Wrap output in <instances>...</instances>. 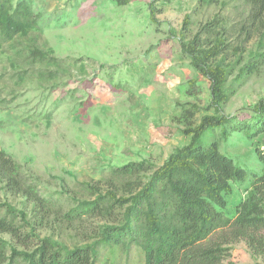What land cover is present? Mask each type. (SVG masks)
I'll return each mask as SVG.
<instances>
[{
	"label": "rangeland",
	"instance_id": "obj_1",
	"mask_svg": "<svg viewBox=\"0 0 264 264\" xmlns=\"http://www.w3.org/2000/svg\"><path fill=\"white\" fill-rule=\"evenodd\" d=\"M33 1L39 28L6 41L0 50V149L13 156L45 195L68 206L96 196L89 184L105 192L109 167L142 159L159 166L190 141L182 110L197 106L195 125L215 110L210 107V80L179 45L185 17L191 15L193 35L219 14L234 46L244 38L238 39V28L249 12L244 0H219L202 9L200 0ZM258 38L256 34L242 43L246 51L230 83ZM230 52L234 61L237 55ZM236 85L223 112L245 118L264 101V62ZM217 131L209 130L204 143ZM220 151L249 172L261 168L252 140L242 132L222 139ZM245 188L235 186L229 196L227 212L233 218L247 195ZM0 201L31 206L23 196L1 190ZM103 222L99 217L88 220L90 227ZM37 233L56 237L59 230L45 227ZM71 233L65 238L80 240ZM222 234L219 230L212 238L223 241ZM258 237L264 248V229ZM225 245L230 253L223 264H264V255H255L244 239ZM121 258L123 264H144L135 247Z\"/></svg>",
	"mask_w": 264,
	"mask_h": 264
},
{
	"label": "trees",
	"instance_id": "obj_2",
	"mask_svg": "<svg viewBox=\"0 0 264 264\" xmlns=\"http://www.w3.org/2000/svg\"><path fill=\"white\" fill-rule=\"evenodd\" d=\"M218 1L200 0V9ZM244 3L249 12L239 25L238 39L244 38L234 46L227 40L229 28L219 14L201 23L193 35V20L186 15L179 45L193 67L210 80V107L215 112L205 114L195 125L197 106L184 108L181 117L190 141L161 165L142 159L111 166L104 179L105 192L89 184L96 196L68 206L45 195L13 156L0 149V190L31 202L30 207L20 208L0 201V264H123L122 255L134 247L143 253L144 264H223L230 253L225 244L238 239L246 240L255 255H264L258 237L264 229V101L245 118L223 112L237 91L236 83L264 62V0ZM34 6L33 0H0V50L6 41L39 28L40 14ZM256 34V48L230 83L246 51L242 43ZM231 49L237 55L234 61L229 59ZM209 130H218V135L205 144ZM234 131L252 140L260 170L249 172L220 151L222 139ZM244 184L247 195L233 218L227 212L229 196L235 186ZM95 217L105 222L90 227L88 220ZM45 227L58 228V235L41 237L37 230ZM219 230L223 241L212 238ZM68 232L80 240L70 242L65 238Z\"/></svg>",
	"mask_w": 264,
	"mask_h": 264
}]
</instances>
